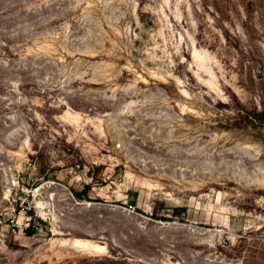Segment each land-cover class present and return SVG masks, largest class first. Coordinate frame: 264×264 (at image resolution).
<instances>
[{"label":"rangeland","instance_id":"rangeland-1","mask_svg":"<svg viewBox=\"0 0 264 264\" xmlns=\"http://www.w3.org/2000/svg\"><path fill=\"white\" fill-rule=\"evenodd\" d=\"M0 264H264V0H0Z\"/></svg>","mask_w":264,"mask_h":264}]
</instances>
